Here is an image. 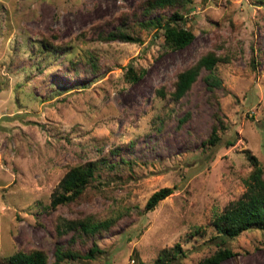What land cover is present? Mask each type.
<instances>
[{
    "label": "rangeland",
    "instance_id": "rangeland-1",
    "mask_svg": "<svg viewBox=\"0 0 264 264\" xmlns=\"http://www.w3.org/2000/svg\"><path fill=\"white\" fill-rule=\"evenodd\" d=\"M144 2L0 0V264L33 248L54 264L57 245L80 255L59 264H153L175 243L172 264H193L220 246L212 219L246 190L250 155L264 177V0H192L178 22L194 37L178 48L140 25ZM123 21L140 40L101 38ZM208 50L227 59L215 96L202 69L174 99L176 73ZM129 63L144 69L135 80ZM89 161L99 166L82 195L52 207L62 175ZM163 186L173 191L146 210ZM85 217L112 224L63 230ZM221 244L234 254L218 264H264V228Z\"/></svg>",
    "mask_w": 264,
    "mask_h": 264
},
{
    "label": "trees",
    "instance_id": "trees-1",
    "mask_svg": "<svg viewBox=\"0 0 264 264\" xmlns=\"http://www.w3.org/2000/svg\"><path fill=\"white\" fill-rule=\"evenodd\" d=\"M192 0H145L143 6L144 14H151L147 18L140 21L141 26H154L163 30L164 42L168 47L178 48L189 43L194 37V33L179 24L178 20L183 17L179 11L180 8H186ZM163 7H173V12L167 17L160 14H154V10ZM189 9V8H188ZM126 21L120 26L102 33L100 36L103 40L120 39L124 41H138L139 36L131 34ZM224 55H219L213 50H208L201 54L195 62L176 73L174 81V89L170 93L174 99L182 97L191 87L192 83L197 79L202 69L207 70L203 75L206 87L211 94L215 96V89L221 86V78L215 73V64L219 61H226ZM91 65L94 67L95 63ZM144 69L136 71L129 63L125 72L128 80L137 79ZM157 93L164 95L162 89H157ZM217 125L213 124L212 130L207 141L215 144L219 141L220 136L217 132ZM254 169L246 180V190L235 201L228 204L221 212L216 214L212 219L213 225L217 230L218 236L222 242L226 238H234L243 230L251 227L264 228V177L262 167L259 165L257 158L250 155ZM96 161H89L85 164H79L70 167L61 177L58 186L52 193L50 205L56 207L59 204L67 203L78 199L84 192L87 184L90 182L94 173L98 169ZM173 191V187L163 186L153 191L147 198L144 208L152 209L156 204ZM112 224V219L92 220L90 217L84 219H66L63 222L64 229L77 230L78 233H94L107 229ZM198 228L195 229V233ZM73 240V239H72ZM221 242V243H222ZM220 246L211 254L204 256L202 259L193 264H218L225 258L234 254L229 246ZM97 247L92 245L84 254L87 257H93ZM183 254L179 243H175L169 248L160 250L153 264H172L173 260ZM54 264H59L65 258L79 257V252L66 247L57 245L54 251ZM48 256L43 249L33 248L30 250H16L11 253L6 264H47Z\"/></svg>",
    "mask_w": 264,
    "mask_h": 264
}]
</instances>
